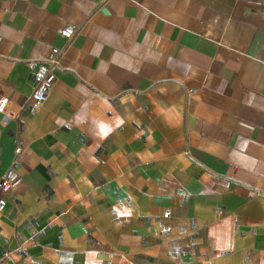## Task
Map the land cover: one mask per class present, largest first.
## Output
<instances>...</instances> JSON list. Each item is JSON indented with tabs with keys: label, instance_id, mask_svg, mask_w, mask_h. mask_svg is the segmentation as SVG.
Returning a JSON list of instances; mask_svg holds the SVG:
<instances>
[{
	"label": "crops",
	"instance_id": "0c3cea01",
	"mask_svg": "<svg viewBox=\"0 0 264 264\" xmlns=\"http://www.w3.org/2000/svg\"><path fill=\"white\" fill-rule=\"evenodd\" d=\"M51 48L0 114V264H264V0H0L11 110Z\"/></svg>",
	"mask_w": 264,
	"mask_h": 264
},
{
	"label": "built area",
	"instance_id": "2783aa9c",
	"mask_svg": "<svg viewBox=\"0 0 264 264\" xmlns=\"http://www.w3.org/2000/svg\"><path fill=\"white\" fill-rule=\"evenodd\" d=\"M108 0H99V4H105ZM58 34L63 37L66 43H70L76 34V28L67 25L58 30ZM62 49L51 48L49 55L44 59L30 60L26 62V66L33 75V87L30 95L24 100V103L17 110H11L12 102L6 97H0V114L7 116L12 121H17L24 106L29 105L32 109L41 106L47 100L52 85L55 81V71L59 67V61L63 55ZM2 84L7 87H13V84L2 79ZM20 153V148L15 149V154ZM13 170H8L0 176V194L8 193L12 190L16 176ZM5 201L0 200V211L4 209ZM170 215L168 211H164V219ZM7 254L3 255V258Z\"/></svg>",
	"mask_w": 264,
	"mask_h": 264
}]
</instances>
